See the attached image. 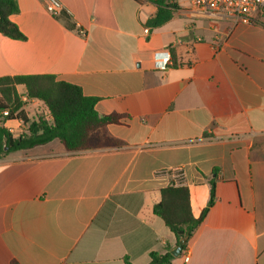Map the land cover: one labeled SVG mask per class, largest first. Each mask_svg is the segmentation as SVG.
<instances>
[{"label": "crops", "instance_id": "1", "mask_svg": "<svg viewBox=\"0 0 264 264\" xmlns=\"http://www.w3.org/2000/svg\"><path fill=\"white\" fill-rule=\"evenodd\" d=\"M16 0L24 36L0 34V78L51 75L97 99L119 148L68 153L58 140L0 158V264H148L176 245L153 212L188 189L192 216L214 201L170 264H264V18L250 25L178 8L144 33L148 0ZM173 51L174 66L157 60ZM29 121L41 102L15 86ZM0 125L26 132L18 117ZM188 260L184 261V257Z\"/></svg>", "mask_w": 264, "mask_h": 264}, {"label": "trees", "instance_id": "2", "mask_svg": "<svg viewBox=\"0 0 264 264\" xmlns=\"http://www.w3.org/2000/svg\"><path fill=\"white\" fill-rule=\"evenodd\" d=\"M148 1L156 6L155 15L145 23L149 30L168 22L178 8L174 0ZM17 12L16 0H0V34L12 40H24L17 26L9 20ZM170 54L174 59L173 51L170 50ZM16 85L24 87L27 100H36L43 104L50 120L43 116L33 121L26 118L24 102L16 93ZM96 101L95 98L84 96L79 87L56 81L51 75L0 78V117L1 112L8 111L7 119L18 117L27 125L26 132L16 138L0 125V158L11 152L45 145L53 140H58L68 153L121 147L122 141L111 136L106 128L108 124L117 123L119 116L100 117L94 109ZM2 119L4 120L3 117ZM159 193L160 200L153 207L154 214L173 233L176 244L182 236L189 240L213 204V185L207 206L199 218L192 216L186 186L171 184ZM185 249L186 243L182 252ZM169 251L170 248L166 247L164 254L150 253L148 264H170L172 256ZM125 264L131 263L125 260Z\"/></svg>", "mask_w": 264, "mask_h": 264}, {"label": "built area", "instance_id": "3", "mask_svg": "<svg viewBox=\"0 0 264 264\" xmlns=\"http://www.w3.org/2000/svg\"><path fill=\"white\" fill-rule=\"evenodd\" d=\"M184 3L194 11L204 15H219L230 17L236 24L250 25L255 15L264 18V0H177ZM46 13L52 17L64 11V6L59 0H41ZM148 33V29H144ZM174 60L169 51H166L163 58L157 60V67L174 66ZM8 111L1 112V117L6 120ZM6 118V119H5ZM188 256L184 257V261Z\"/></svg>", "mask_w": 264, "mask_h": 264}, {"label": "water", "instance_id": "4", "mask_svg": "<svg viewBox=\"0 0 264 264\" xmlns=\"http://www.w3.org/2000/svg\"><path fill=\"white\" fill-rule=\"evenodd\" d=\"M186 237H179L177 244L175 245L174 248H172L169 253L172 257L177 258L181 255L182 252V247L186 243Z\"/></svg>", "mask_w": 264, "mask_h": 264}]
</instances>
